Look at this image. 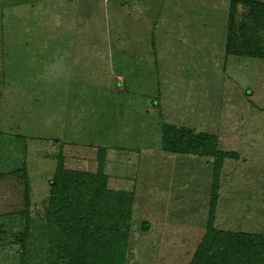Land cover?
I'll return each mask as SVG.
<instances>
[{"label":"rangeland","instance_id":"374dc122","mask_svg":"<svg viewBox=\"0 0 264 264\" xmlns=\"http://www.w3.org/2000/svg\"><path fill=\"white\" fill-rule=\"evenodd\" d=\"M230 1L0 0V264H67L77 249L50 216L61 156L129 202L127 217L101 220L123 236L119 256L89 240L96 264H190L213 159L165 152L163 124L238 155L224 161L214 225L264 232V60L226 54ZM235 22L252 27L243 5Z\"/></svg>","mask_w":264,"mask_h":264},{"label":"trees","instance_id":"16d2710c","mask_svg":"<svg viewBox=\"0 0 264 264\" xmlns=\"http://www.w3.org/2000/svg\"><path fill=\"white\" fill-rule=\"evenodd\" d=\"M238 5L248 10L249 21L252 25L242 23L236 26L235 15ZM263 36L260 37V32ZM228 56L246 57L264 60V3L259 0H231L228 16V33L226 43ZM162 148L172 154L193 155L213 159L212 193L209 217L206 231L200 241L190 264H264V232L247 233L219 230L214 225V211L217 201V191L220 185V174L224 161L237 160L235 152H225L218 149L217 139L209 133H195L193 130L176 127L169 124L162 125ZM99 154V153H98ZM99 170L102 166L101 153L99 156ZM51 199L49 206L53 209L50 216L61 234L70 233L77 239V249H69L65 257L67 264H96L97 256H93L95 249L87 252V246L93 240L101 247L105 242L115 254L123 242L119 231L110 236L101 231V220L122 215L127 217L125 208L127 200L113 202L109 197L105 185V177L83 171L68 170L64 166L63 157H59L53 178L49 181ZM26 204L28 205V186H26ZM93 227L92 233L86 231ZM86 230V231H85ZM112 235V236H111ZM18 242L24 243L27 234L16 237ZM109 256V255H108ZM104 260V264H115V261ZM20 264H24L21 256Z\"/></svg>","mask_w":264,"mask_h":264}]
</instances>
